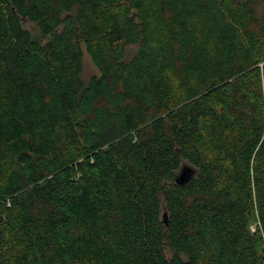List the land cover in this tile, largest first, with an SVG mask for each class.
Here are the masks:
<instances>
[{
    "label": "trees",
    "instance_id": "16d2710c",
    "mask_svg": "<svg viewBox=\"0 0 264 264\" xmlns=\"http://www.w3.org/2000/svg\"><path fill=\"white\" fill-rule=\"evenodd\" d=\"M0 264H264V0H0Z\"/></svg>",
    "mask_w": 264,
    "mask_h": 264
},
{
    "label": "rangeland",
    "instance_id": "374dc122",
    "mask_svg": "<svg viewBox=\"0 0 264 264\" xmlns=\"http://www.w3.org/2000/svg\"><path fill=\"white\" fill-rule=\"evenodd\" d=\"M263 4L261 2H253V9L257 15H260L261 9ZM23 28L26 29L34 38H39V33L34 24H31L27 21L23 22ZM99 72L95 65L93 64L91 58L86 54V52L83 49V57H82V72L80 75V85L86 86L88 81L92 76H98ZM255 226L254 224H251L250 230L254 231ZM166 255H169V252L166 251Z\"/></svg>",
    "mask_w": 264,
    "mask_h": 264
},
{
    "label": "water",
    "instance_id": "95a60500",
    "mask_svg": "<svg viewBox=\"0 0 264 264\" xmlns=\"http://www.w3.org/2000/svg\"><path fill=\"white\" fill-rule=\"evenodd\" d=\"M191 175H192V172H191L190 168L182 167L178 176L175 179V182L179 185H183L190 179ZM164 218H165V216H164ZM164 222H165V220H164Z\"/></svg>",
    "mask_w": 264,
    "mask_h": 264
}]
</instances>
